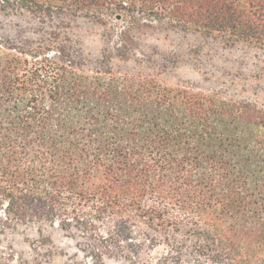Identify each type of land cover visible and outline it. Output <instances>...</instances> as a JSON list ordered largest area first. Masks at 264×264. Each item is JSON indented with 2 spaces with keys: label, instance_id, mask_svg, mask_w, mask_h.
<instances>
[{
  "label": "trees",
  "instance_id": "trees-1",
  "mask_svg": "<svg viewBox=\"0 0 264 264\" xmlns=\"http://www.w3.org/2000/svg\"><path fill=\"white\" fill-rule=\"evenodd\" d=\"M5 6L44 17L121 12L264 43V0H0ZM57 40L0 48V222L96 230L125 211L164 236L163 264H264V110L78 71Z\"/></svg>",
  "mask_w": 264,
  "mask_h": 264
},
{
  "label": "rangeland",
  "instance_id": "rangeland-1",
  "mask_svg": "<svg viewBox=\"0 0 264 264\" xmlns=\"http://www.w3.org/2000/svg\"><path fill=\"white\" fill-rule=\"evenodd\" d=\"M107 13L44 17L0 7V48H36L56 36L78 71L149 78L264 110V43L205 34L168 19ZM164 241L125 211L106 216L96 230H65L58 221L0 222V264H163L171 253Z\"/></svg>",
  "mask_w": 264,
  "mask_h": 264
},
{
  "label": "water",
  "instance_id": "water-1",
  "mask_svg": "<svg viewBox=\"0 0 264 264\" xmlns=\"http://www.w3.org/2000/svg\"><path fill=\"white\" fill-rule=\"evenodd\" d=\"M118 18H120V16H118Z\"/></svg>",
  "mask_w": 264,
  "mask_h": 264
}]
</instances>
